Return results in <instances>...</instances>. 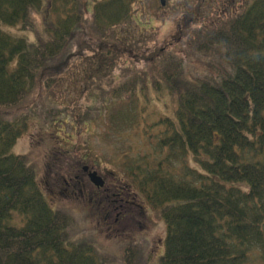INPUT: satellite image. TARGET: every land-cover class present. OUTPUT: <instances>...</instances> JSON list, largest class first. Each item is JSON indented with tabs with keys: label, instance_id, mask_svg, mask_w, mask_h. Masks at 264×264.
I'll list each match as a JSON object with an SVG mask.
<instances>
[{
	"label": "trees",
	"instance_id": "obj_1",
	"mask_svg": "<svg viewBox=\"0 0 264 264\" xmlns=\"http://www.w3.org/2000/svg\"><path fill=\"white\" fill-rule=\"evenodd\" d=\"M154 1L157 13L172 7L179 19L173 44L120 36L136 21L138 0H0V264H150L144 251L137 262L131 244L112 261L74 241L73 217L51 208L36 171L13 154L32 115L8 121L6 112L25 109L37 89L52 90L57 78L69 77L63 68L73 56L87 59L82 95L97 100V117L127 100L142 116L152 103L147 92L168 101L169 116L154 125L141 120V136L156 152L139 167L124 165L166 228L156 264H264V0H245L216 23L201 19L204 0H167L164 8ZM179 45L186 46L182 58L166 50ZM193 54L204 57L197 60L206 69L189 79ZM124 57L139 68H127L137 77L125 69L124 81L112 87ZM129 118L120 127H131ZM16 215L19 227L12 225Z\"/></svg>",
	"mask_w": 264,
	"mask_h": 264
},
{
	"label": "rangeland",
	"instance_id": "obj_2",
	"mask_svg": "<svg viewBox=\"0 0 264 264\" xmlns=\"http://www.w3.org/2000/svg\"><path fill=\"white\" fill-rule=\"evenodd\" d=\"M186 1L173 2L182 6ZM244 1L204 0L201 19L207 20L205 23H216L235 13ZM154 5V0H138L134 5L137 11L136 21L132 22L129 28L119 30L120 36H132L139 40L143 37L150 41V45L173 44L172 36L179 30L176 25L179 19L171 13V6L168 11L157 13ZM87 18L91 19L89 15ZM10 31L18 33L15 30ZM28 37L33 38V35L29 34ZM182 47L186 46H169L166 50H174L178 57L182 58L187 54L184 52L186 49ZM145 48L151 51V47ZM79 49L80 47L76 46L74 51ZM198 57L204 59L201 55L194 54L190 58L188 56L189 59L186 57L189 60V68L185 74L189 79L195 69H206L204 61L199 64ZM72 59L74 62L70 61L68 66L63 68L69 77L62 75L61 81L60 77L57 78L58 83L54 84L52 90L46 91L41 87L37 89V93L30 98L32 102L25 109L6 112L8 121L19 118L22 114L29 115V112L32 115L28 133L18 139L13 154L24 156L29 166L36 171L39 187L41 190L43 188L52 200L49 201L51 208L73 217L68 230L74 241L92 245L101 257L112 261L121 260L123 248L131 244L137 252V262L138 257L142 258L144 251L146 257L150 258L149 263L156 264L164 252L166 228L139 192V184H132L129 176H126L124 165L130 161V168L139 167L141 161L149 157L151 150L156 152L155 148L147 146V140L141 136V120L145 117L144 123L147 126L157 124L160 118L169 116L165 108L168 101L165 100L164 103L149 89L151 93L146 94L152 103L147 102V110L142 116L138 113L136 116L129 111L127 105L131 103L127 100L123 106L105 107L97 117L94 112L97 100L87 101L86 94L82 95L84 72L88 73L90 69L87 59L76 56ZM124 59L119 61L112 74V82L109 81L112 87H117L124 81L125 69L127 77L133 78L135 73L128 71V67L139 70ZM92 68L97 69L98 65L94 64ZM71 69L72 75L69 74ZM98 82L99 85H104L106 80ZM140 96L144 100L143 95ZM100 100L98 99V102ZM93 106L92 113L86 114L88 108ZM118 108L123 110L115 114L114 111ZM111 116L114 118L110 120ZM128 116L133 120V124L130 123L132 126L120 127L122 120ZM82 119L89 121L85 127L79 122ZM152 131L153 136L159 137L161 129L154 126ZM87 170L96 172L101 180L106 182L104 191L98 190L89 182ZM66 175L72 180L75 177L77 180H83L82 187L80 190L74 189L73 195L58 192L59 181L63 186L61 179L65 180ZM12 225L21 226L17 215ZM254 264H260L258 259Z\"/></svg>",
	"mask_w": 264,
	"mask_h": 264
},
{
	"label": "flooded vegetation",
	"instance_id": "obj_3",
	"mask_svg": "<svg viewBox=\"0 0 264 264\" xmlns=\"http://www.w3.org/2000/svg\"><path fill=\"white\" fill-rule=\"evenodd\" d=\"M87 172H88L87 173V178L89 180V174H90V172L89 171H87ZM64 178H65V180L61 179V181L63 182V186H61V182L59 181L58 188H57L58 189V192H61L62 191L63 193L73 194L74 193V189L76 190V188H77V189L80 190V187H82L83 180H81V179L77 180L76 179L77 177H75L72 180L71 178H68L67 175ZM97 189L98 190H101V191H104L106 189V182L103 181L102 185L100 187H98ZM108 189L106 191H108Z\"/></svg>",
	"mask_w": 264,
	"mask_h": 264
},
{
	"label": "water",
	"instance_id": "obj_4",
	"mask_svg": "<svg viewBox=\"0 0 264 264\" xmlns=\"http://www.w3.org/2000/svg\"><path fill=\"white\" fill-rule=\"evenodd\" d=\"M162 1V5H164V0H161ZM92 180L94 181V183H97V181H95V179L92 177Z\"/></svg>",
	"mask_w": 264,
	"mask_h": 264
}]
</instances>
